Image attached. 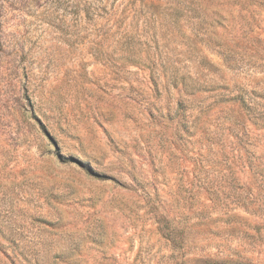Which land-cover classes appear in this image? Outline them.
Instances as JSON below:
<instances>
[{"label": "rangeland", "instance_id": "374dc122", "mask_svg": "<svg viewBox=\"0 0 264 264\" xmlns=\"http://www.w3.org/2000/svg\"><path fill=\"white\" fill-rule=\"evenodd\" d=\"M0 264H264V0H0Z\"/></svg>", "mask_w": 264, "mask_h": 264}, {"label": "trees", "instance_id": "16d2710c", "mask_svg": "<svg viewBox=\"0 0 264 264\" xmlns=\"http://www.w3.org/2000/svg\"><path fill=\"white\" fill-rule=\"evenodd\" d=\"M148 68H150V70L152 71V75L155 77V73H154V66L153 65H149ZM200 70L197 71V77L194 78V77H185V76H179L177 74V72H173L170 77H167V81L166 83L169 84H172V86L176 87L178 92L180 93V96L182 97L181 98V101L180 103L178 104V108H181V105L183 103L184 106H187L186 104V101H188V99L192 96H195V94L200 91V90H205V83H206V77L204 78V80H201L203 78V71L204 70H208V71H213L215 69H213V65H209V68H206L204 67L203 65L199 67ZM158 84L161 83L160 81V75H157L155 78H154ZM169 81V83H168ZM166 84V85H167ZM186 98V99H185ZM194 100V98H191ZM186 109V107H185Z\"/></svg>", "mask_w": 264, "mask_h": 264}]
</instances>
